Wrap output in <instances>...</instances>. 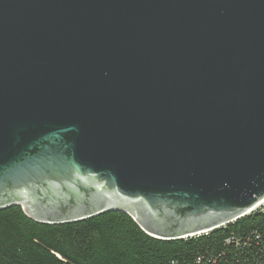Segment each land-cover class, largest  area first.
I'll return each instance as SVG.
<instances>
[{
	"label": "water",
	"instance_id": "obj_1",
	"mask_svg": "<svg viewBox=\"0 0 264 264\" xmlns=\"http://www.w3.org/2000/svg\"><path fill=\"white\" fill-rule=\"evenodd\" d=\"M263 205L264 0H0V211L175 241Z\"/></svg>",
	"mask_w": 264,
	"mask_h": 264
},
{
	"label": "trees",
	"instance_id": "obj_2",
	"mask_svg": "<svg viewBox=\"0 0 264 264\" xmlns=\"http://www.w3.org/2000/svg\"><path fill=\"white\" fill-rule=\"evenodd\" d=\"M0 264H264V205L208 234L166 241L111 211L43 224L21 207L0 211Z\"/></svg>",
	"mask_w": 264,
	"mask_h": 264
}]
</instances>
